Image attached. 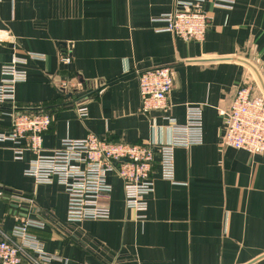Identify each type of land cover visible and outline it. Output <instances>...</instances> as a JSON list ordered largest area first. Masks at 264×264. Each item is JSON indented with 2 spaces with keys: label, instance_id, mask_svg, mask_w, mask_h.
<instances>
[{
  "label": "crops",
  "instance_id": "obj_1",
  "mask_svg": "<svg viewBox=\"0 0 264 264\" xmlns=\"http://www.w3.org/2000/svg\"><path fill=\"white\" fill-rule=\"evenodd\" d=\"M192 1L0 0V31L10 34L0 42V81L5 64L26 58L17 65L26 78L16 105L52 116L46 153L90 134L165 144L173 135L166 117L184 126L188 106H202L201 141L175 147L173 180L155 163L145 218L127 208L122 180L109 175L110 217L68 221L64 188L38 182L27 173L32 155L18 160L13 142L0 141V229L45 222L29 233L55 257L49 264H264V152L225 145L222 114L243 80L264 95V0H235L232 8L206 0L203 42L155 31L163 25L155 19ZM162 66L174 72L171 109L144 113L138 73ZM8 112L0 105L5 136Z\"/></svg>",
  "mask_w": 264,
  "mask_h": 264
},
{
  "label": "built area",
  "instance_id": "obj_2",
  "mask_svg": "<svg viewBox=\"0 0 264 264\" xmlns=\"http://www.w3.org/2000/svg\"><path fill=\"white\" fill-rule=\"evenodd\" d=\"M205 1L182 3L173 12L155 19L154 22L163 23L155 27V31L172 32L186 42H203L209 25L203 6ZM234 3L235 0H215L216 6L224 8H232ZM9 37L7 31H0V42ZM29 57L38 58V55L29 54ZM61 61L70 63L71 58L62 54ZM23 62L26 58H14L1 70L0 105H9L12 131L9 136L0 134V141L13 142L14 157L18 160L26 152L32 155L27 173L38 182H57L64 188L68 198V221L78 223L110 217L108 204L113 186L108 180L109 175L122 180L127 208L145 218L147 196L155 187L152 176L155 163H160L164 179L173 180L175 147L201 141L202 106H188L189 119L184 126L170 116L166 117L173 135L165 144L152 141L127 143L90 134L82 140L65 139L58 149L46 153L43 135L52 126V116L42 110L18 109L16 105V85L26 78L25 72L17 66ZM138 81L142 112H168L171 109L169 95L174 85V72L170 66L140 71ZM254 89V84L243 80L229 110L222 112L226 123L223 141L227 146L260 154L264 152V95H255ZM78 112L85 116V107L79 108ZM45 225V222L27 219L10 232L0 229V264H49L55 257L45 253L39 240L29 233L31 228H44Z\"/></svg>",
  "mask_w": 264,
  "mask_h": 264
},
{
  "label": "water",
  "instance_id": "obj_3",
  "mask_svg": "<svg viewBox=\"0 0 264 264\" xmlns=\"http://www.w3.org/2000/svg\"><path fill=\"white\" fill-rule=\"evenodd\" d=\"M224 59H226V60H227V59H230V58H224ZM245 63H246V64H248V62H245ZM249 65H250V64H249ZM253 68H254V67H253ZM13 206H15V205H13Z\"/></svg>",
  "mask_w": 264,
  "mask_h": 264
},
{
  "label": "trees",
  "instance_id": "obj_4",
  "mask_svg": "<svg viewBox=\"0 0 264 264\" xmlns=\"http://www.w3.org/2000/svg\"><path fill=\"white\" fill-rule=\"evenodd\" d=\"M109 140H111V139H109ZM113 141H115V140H113Z\"/></svg>",
  "mask_w": 264,
  "mask_h": 264
},
{
  "label": "rangeland",
  "instance_id": "obj_5",
  "mask_svg": "<svg viewBox=\"0 0 264 264\" xmlns=\"http://www.w3.org/2000/svg\"><path fill=\"white\" fill-rule=\"evenodd\" d=\"M53 123V122H52ZM14 205V204H13ZM28 209V208H27Z\"/></svg>",
  "mask_w": 264,
  "mask_h": 264
}]
</instances>
